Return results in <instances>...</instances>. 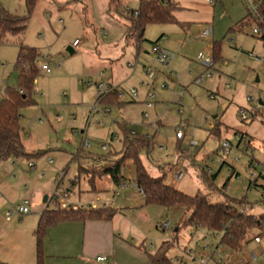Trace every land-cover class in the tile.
<instances>
[{"label": "rangeland", "instance_id": "374dc122", "mask_svg": "<svg viewBox=\"0 0 264 264\" xmlns=\"http://www.w3.org/2000/svg\"><path fill=\"white\" fill-rule=\"evenodd\" d=\"M183 1L185 9L181 8L177 16L194 19L189 30L178 21L150 24L145 30L144 40L137 44L133 38L126 40L122 25L110 23L104 16L110 0H38L31 12H28L25 0H0L9 11L29 15L27 30L22 38L9 36L7 41L0 42V101L7 87H18L20 69L16 68V63L19 44L38 48L41 54L39 69L42 72L32 93L35 103L22 107L20 111L21 137L26 150L47 154L36 157V162H41L45 156L50 164V159L56 161L61 152L77 154L84 151L103 157L101 161H93L95 167L105 169L114 166L122 156V123H125L131 131L150 135V139L155 141L156 146L151 152L144 150L141 153L152 175L165 173L166 183L190 195L208 192L209 185L213 184L216 187L213 189H218L213 190V201L223 200L228 194L247 199L252 206H242L246 212L264 214V176H261V173L264 175V40L252 34L253 23L242 30L237 27V20L249 12L248 1L253 0H213L212 4L206 0ZM121 3L130 8L139 6V0H121ZM110 15L117 21H125L122 15L113 11V7ZM208 25L214 28V38H200L201 29ZM162 35L158 45L176 54L168 67L157 64L153 52L145 53L153 47L151 41ZM76 39L80 44L74 46ZM215 41L220 44L221 60L213 76L197 83L195 78L205 71L197 56L200 52H212ZM69 47L75 51L71 53ZM137 53L140 65L133 72L127 64L135 62ZM252 54L258 59L252 58ZM45 62L51 67L50 73L41 69ZM148 63L156 64L160 73L152 89L155 100L151 108L141 100L145 92L141 67ZM112 77L129 89L137 88L140 100L123 107L114 105L108 114L102 113L103 105L90 121L96 91L95 86H88L86 82ZM162 84H167V87H162ZM250 96L255 98L254 102L248 101ZM241 108L255 116L242 120L239 116ZM180 127L186 135L182 140L176 137V130ZM113 135H117L115 142H112ZM242 135L248 139L247 146H238V136ZM84 137L91 142L90 148L83 144ZM192 138L199 142V146L191 145ZM223 142H230V152L221 151ZM103 143L108 144L109 150L112 149L109 152L103 150ZM36 162H33L34 167L30 161L22 162L19 171L31 180L47 181L50 173L45 169L43 175L42 168H36ZM8 166L6 160L0 161V181L4 172L7 174ZM77 167V163L69 164L66 174L61 172V178L58 177L51 193L68 190L72 197L79 190L71 182ZM176 171H183L182 179L175 178ZM55 174L54 177H57ZM107 174L102 178L108 182L107 188L119 189L113 181H107ZM122 174L132 184L135 172L131 160L122 165ZM252 174L258 176V185L249 190ZM131 184L121 190L119 202L113 205L118 209L122 207L128 214H133V211L128 210L127 204H120V200L138 196V190L133 189ZM71 187L72 192L69 190ZM24 190H27L25 185ZM132 191L135 196H130ZM106 196L112 197L113 193L106 192ZM130 203L131 206L145 205L142 198ZM55 207L62 208L59 201ZM30 209L25 216L40 217L32 201ZM137 209L135 217L142 223L148 241L153 240L157 245L165 239L174 246V228L179 221L182 225L189 224L180 233V247L188 245L192 237L196 240L202 236L198 248L209 244L210 252L220 242L219 235H212L202 228L195 231L189 222L180 220L182 209H167L158 205L134 210ZM164 221H169L173 228L161 230L158 224ZM174 247L169 253L175 251ZM252 254H256L255 262L264 264V233L259 230L250 234L243 247L232 254V259L249 261ZM187 261L195 264L190 259ZM64 262L44 257V264H66Z\"/></svg>", "mask_w": 264, "mask_h": 264}, {"label": "trees", "instance_id": "16d2710c", "mask_svg": "<svg viewBox=\"0 0 264 264\" xmlns=\"http://www.w3.org/2000/svg\"><path fill=\"white\" fill-rule=\"evenodd\" d=\"M38 0H25L28 12H31ZM264 0H256L262 3ZM113 7V11L122 15L126 24V38H133L135 43L140 44L144 40V33L148 25L154 23L177 22L174 10L177 8L171 0H139L137 8H130L122 4L121 0H110L108 13ZM29 15H19L9 11L0 2V42L7 41L9 36L22 38L27 30ZM253 23L250 13L238 22L237 27L243 29L244 26ZM161 39V38H160ZM151 41L158 44L159 40ZM213 54L216 62L221 60L220 44L214 42ZM40 50L19 44V53L16 68L18 73V87H7L5 95L0 101V161L20 156H39L44 151L28 152L22 141L23 127L20 123L21 108L34 104L32 98L34 85L41 75L39 69ZM38 65V66H37ZM105 103L114 104L121 107L124 102L118 101L117 94L109 95L104 99ZM124 136L122 141V156L114 166L107 170L120 188L127 182V178L122 174V165L125 161L131 160L134 167L135 182L144 191V201L146 205H158L167 209H182L183 219L196 228L207 230L212 235H219L220 242L224 243L227 249L232 252L240 250L248 240L254 230L264 233V214L254 215L246 212L242 206L249 204L247 199H239L225 194V198L220 201H213L212 193L215 187L209 185L208 192H198L190 195L184 191L166 183V174L154 176L146 167L141 153L144 150L151 152L153 141L146 135L132 133L129 127L122 123ZM182 140V139H178ZM107 155H110L108 153ZM96 172V170H95ZM206 176V175H205ZM227 182L224 184L225 187ZM216 188V187H215ZM224 192V191H223ZM226 193V192H224ZM264 196V194H263ZM264 202V200H263ZM115 213L113 208H46L42 213L35 234L37 238V264H44V238L47 230L64 221L73 220H99L110 219ZM172 244L165 241L161 244L157 252L149 254L150 264H173L170 262L168 252ZM0 264H6L0 260Z\"/></svg>", "mask_w": 264, "mask_h": 264}, {"label": "crops", "instance_id": "0c3cea01", "mask_svg": "<svg viewBox=\"0 0 264 264\" xmlns=\"http://www.w3.org/2000/svg\"><path fill=\"white\" fill-rule=\"evenodd\" d=\"M171 1L175 3V5L177 6V8L174 10V15L176 20L179 22V24L183 25L184 29L189 30L190 23H193L194 19L190 17H186L184 15L178 18V16L180 15L179 10L181 8L185 9V7H183L184 1L183 0H171ZM206 2L212 4L214 1L209 2L208 0H206ZM108 7H109V3L104 10V16L110 21V23L122 25L124 30L126 31L125 21H117L115 18H113L107 11ZM248 14L249 12L247 13V15ZM247 15L244 16L242 15L237 20V22H240ZM162 37L163 35L155 39L154 41L160 38L162 39ZM126 40L129 41L127 38ZM79 44L80 42L78 43V45ZM72 50L73 52L75 51L73 48ZM145 53L153 54L152 48L150 51H146ZM136 60H138V64L135 69L133 68L134 70L133 72H135L138 66L140 65L138 53L136 54L135 62ZM129 63H133V62L129 61L127 64L128 67H130ZM148 64H154V63H148ZM146 65L147 64H143L141 67L144 73V77H145ZM98 80H101V78L95 80V82H97ZM109 81L119 85V88L122 90L125 91L129 90V88L115 81L113 77L110 78ZM88 86H95V91H96L95 84ZM155 86L156 84L154 83L152 89H154ZM148 90L149 89L145 87V92L143 94L144 98L141 99L143 100V102H145V104L147 100ZM118 101L124 102V104L121 106L123 107L124 105L129 104L130 102H136L137 100H132L131 96L127 93L126 96H124L121 99H118ZM103 105H104V108H102L103 110L105 109L106 106H108L110 110L111 107L114 106V104H108L103 101V103L100 104L99 107ZM158 123H160V121H158ZM132 133L134 134L136 132L132 131ZM146 136H150V135H146ZM154 140L156 139L154 138ZM155 146H156L155 141H153V149L155 148ZM111 149L112 148H110V150ZM35 151L36 150H31L28 152L32 153ZM43 155L45 154L43 153ZM59 155L60 156L57 155L56 161H53V158H51L50 160H52V162L50 161L51 162L50 164H49V158L45 156L42 158L41 162L40 161L36 162L35 159L38 156H31V157L20 156L17 158H10L6 160V162L9 165L7 169V174L6 172H4L3 174L4 178L0 181V260L2 262L6 264H37V238L35 231L39 219L42 213L46 210V208H53L55 207V203L58 202V199L55 196L57 190H55L56 192L54 191L53 193L51 192L54 189V184H56V182L59 179L58 177L60 176L61 178V172H63V174L65 175L66 174L65 171H67L69 164H71L72 162L77 163L78 167L77 170L75 169L74 171V175L71 182L72 185H75L76 186L75 188L78 187L79 190H77L76 192L73 191L74 194L72 195V197L70 196V192L66 190L69 192L70 200L73 199L72 200L73 202L83 203L88 201H94L100 198H106L108 197L106 196V192L107 193L112 192L114 195L116 189L109 187L107 188L108 182H106V180L105 181L102 180L103 176L112 165L106 167L105 169L97 168L94 165L95 162L101 161L103 157L100 158L99 156L95 155L92 152H84V151H80L77 154L76 153L73 154L69 152H61ZM24 161H28V162L30 161L34 163L36 162L37 163L36 168H42L41 171L46 169L50 173V178L47 181H40L35 179L31 180V178L29 179L24 172L19 171L20 168L19 166H21L22 162ZM93 161L95 162L93 163ZM92 163L93 165H91ZM16 167H18V169H16ZM54 172L56 173L55 176L57 177H54ZM42 174L44 175L45 172L43 171ZM106 176H107V181H113L109 173ZM249 183H248V189H249ZM24 185L27 190H24ZM256 185L258 184L256 183ZM128 186L129 185H127L124 188H127ZM131 187L133 189H136L133 186ZM71 188L72 189L69 190H71L72 192L73 187ZM121 194L122 193L120 191L119 197L121 196ZM134 194L135 193L132 191L130 193V196L131 195L135 196ZM137 195L138 196L134 197V199L128 197L127 199L120 200V204H127L128 210H132L133 214H128L127 212L124 211L122 207L118 209L113 206L118 201L119 198L118 197L114 204H108L99 207V208H104V207L113 208L115 210L114 215L110 219H99V220L93 219L87 221H81V220L64 221L58 223L55 226L50 227L47 230L44 238L43 250H44L45 259L48 260L52 257L54 259H62L65 260L64 263L66 264H105V263L150 264L149 254H154L155 252H157V250L159 249V247L163 242L170 240L163 239L161 243H159L158 245L153 240L148 241L149 237L146 231L143 229L142 223L138 221L135 217V212H138V209L134 210L135 208H140L142 206H148V205L146 204L142 206L129 205L131 204L130 202H132V200L137 201L140 198L144 199V197L140 195L139 191H137ZM45 196H48L47 200H44ZM26 198L29 199L30 202L32 201L33 206H35V208L38 210L37 212L38 214H40L39 218H37V216L35 217L31 215L25 216L26 214L21 215L17 213H14L11 217H8L6 215V212L8 210H10L16 204L22 203V201ZM179 213H180V220L181 219L183 220V213L182 212ZM145 214L148 215L147 212H145ZM187 225L189 224L182 225L180 221L177 223V226L174 229V233H175L174 246H176L175 244H177V246L176 247L172 246L175 248V251L173 253H169L170 252L169 250L168 252L169 258L180 254L183 249L187 250V248H191L192 246H194L193 248H198V246H201L199 245L200 244L199 240L201 239L202 236L197 237L198 239L196 240H194L193 237L189 239L190 243H193L192 246H188L190 245V243H188V245L185 244L181 247L179 246L180 233L184 232ZM194 228L195 231L200 229L196 227ZM233 253L234 252L225 248L222 251V257L226 261H230L233 264H236L240 261L248 262L243 259H232ZM216 256L218 257L217 260L215 259ZM98 257H106V260L103 262L97 261ZM182 257L186 261L188 260L186 256L182 255ZM254 258H256V254H252L251 259H249V261H251ZM218 260H219L218 254H214L213 258L210 261L214 262V264H218Z\"/></svg>", "mask_w": 264, "mask_h": 264}, {"label": "built area", "instance_id": "2783aa9c", "mask_svg": "<svg viewBox=\"0 0 264 264\" xmlns=\"http://www.w3.org/2000/svg\"><path fill=\"white\" fill-rule=\"evenodd\" d=\"M209 2H213V0H208ZM249 2V13L253 19V24L255 25L252 29V34L255 36H258L259 38H262L264 40V7L262 5V3H257L256 0L253 1H248ZM264 2V1H263ZM200 38L203 39H213L214 36V29L213 26L208 25L205 26L201 29V32L199 33ZM79 41L75 40L74 41V45H78ZM152 52L155 55V62L163 67H168L170 62L174 59L175 57V53L170 51L169 49L163 48L158 44H154L152 47ZM252 58L258 59L257 56L255 55H251ZM197 59L199 60V62L201 63V65L205 68L204 73H201L199 76H197L195 78V81L197 83H200L201 81H203L206 77H210L213 76L217 62L215 60L213 51L212 52H200L197 56ZM225 63H227V61L225 60ZM138 64V60H136V62L133 63H129V66L131 68H136ZM41 69L47 73L51 72V67L49 64L47 63H43L41 65ZM158 68L156 66V64H147L145 66V79L143 81V86H145L146 88H148V92H147V100H146V106L148 108H151L154 106V100H155V93L152 92V87L155 83V80L157 78L158 75ZM173 73V72H171ZM82 83H85L82 80ZM86 84L88 85H96V100L94 105L92 106L93 108L91 109L90 112V121L91 119L94 118L95 114H97V112L99 111V106L100 104L103 103L104 99L106 97H108L109 95L112 94H117L118 99L123 98L124 96L127 95V93L131 96L132 100H139V94H138V90L137 88H130L128 91L122 90L119 88V85L109 81V80H105V79H101L97 82H92V81H87ZM162 87H167V84H162ZM181 99V98H180ZM248 101L249 102H254L255 98L253 96L248 97ZM260 103L263 104V101L260 100ZM110 108L108 106L105 107V109L103 110L104 114H108L110 113ZM144 116L147 117L148 113H144ZM239 116L242 120H247L249 119V117L251 116H255V114H251L249 113L245 108H241L239 110ZM99 123L101 124V121H99ZM150 138V136H148ZM176 137L178 139H183L185 137V132L183 127L178 128V130H176ZM117 139V135H113L112 136V142H115V140ZM248 139L246 138V136L242 135V136H238V146L240 145H244L247 146L248 144ZM83 144H85V146L87 147H91V142L87 141V138L84 137L83 139ZM191 145L193 146H199V142H197L195 139H191ZM102 149L103 150H108V144L107 143H103L102 144ZM221 151H225V152H230V142H223L222 146H221ZM237 157L239 156V153L236 154ZM238 159V158H237ZM52 162V160H50ZM30 165L32 167H34V163L30 162ZM256 166V165H254ZM264 171V170H263ZM261 175H263V173H261ZM175 178L176 179H182L184 174L183 171H176L175 172ZM258 178V176L256 174H252V177L250 179V183H249V190L253 187H255L256 185V179ZM127 185H129L128 183H124L119 190H116L114 195L112 197H106V198H100L94 201H88V202H73L72 200H70L69 197V192L68 191H63V192H56L55 196L59 201L60 207L62 208H82V209H97L100 206H105L108 204H114L116 202V199L119 197L120 195V191L121 189H123L124 187H126ZM131 186H133L134 188H136L140 195L144 197V191L143 189L139 188L138 185L135 182H132ZM264 191V190H263ZM58 203V202H57ZM55 203V204H57ZM30 200L29 199H24L22 201V203L16 204L15 206H13L10 210H8L6 212V215L8 217H11L14 213L17 214H28L30 213ZM158 227L161 230H166V229H172L173 226L171 225V223L169 221H164L162 223L158 224ZM175 229V228H174ZM210 248L209 244H205L202 246V248L200 249H196V248H187V250H182L180 254L175 255L170 257V262L173 264H188V262L182 257L186 256L188 259L194 261L195 264H208L209 261L213 258L214 254H218L219 256V260H218V264H233L230 261H226L223 257H222V251L226 248V246L224 245V243L219 242L215 248L213 250H211L210 252L208 251ZM256 259V258H254ZM106 257H98L97 261H105ZM236 264H258L257 262H255L253 259L251 261L248 262H238Z\"/></svg>", "mask_w": 264, "mask_h": 264}, {"label": "water", "instance_id": "95a60500", "mask_svg": "<svg viewBox=\"0 0 264 264\" xmlns=\"http://www.w3.org/2000/svg\"><path fill=\"white\" fill-rule=\"evenodd\" d=\"M70 52L73 53V50L72 48H69ZM257 81H258V78H257ZM48 196H45L44 200H47Z\"/></svg>", "mask_w": 264, "mask_h": 264}]
</instances>
